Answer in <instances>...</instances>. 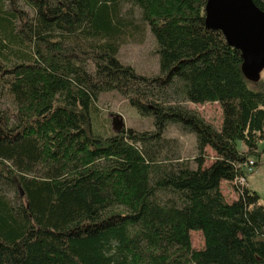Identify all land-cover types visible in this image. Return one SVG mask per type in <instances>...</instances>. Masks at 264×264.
<instances>
[{"label": "trees", "instance_id": "obj_1", "mask_svg": "<svg viewBox=\"0 0 264 264\" xmlns=\"http://www.w3.org/2000/svg\"><path fill=\"white\" fill-rule=\"evenodd\" d=\"M125 4L155 38V75L117 57L126 28H140ZM205 4L0 0V264H264V206L233 183L264 141V78L245 75ZM110 90L153 129L94 134L91 113ZM187 102H217L220 128ZM170 124L195 134V167L170 148Z\"/></svg>", "mask_w": 264, "mask_h": 264}, {"label": "rangeland", "instance_id": "obj_2", "mask_svg": "<svg viewBox=\"0 0 264 264\" xmlns=\"http://www.w3.org/2000/svg\"><path fill=\"white\" fill-rule=\"evenodd\" d=\"M129 4L122 6V15L126 19H131L133 24H138L139 29H133L128 26L127 33L124 36L118 50L117 57L124 63L131 65L136 72L143 75H155L159 72V57L156 53V42L151 33L149 25L141 18V11L138 7H133L132 14H128ZM131 11V12H132ZM264 78V70L261 73ZM6 95L0 99V107L8 104L9 99ZM186 105L197 111L207 122L219 129L222 121V110L217 102H207L197 104L187 102ZM98 111L93 110L91 113V128L94 134L106 136L119 130L121 127L133 128L137 131H148L153 129V120L151 116H141L135 107L128 100L115 90L103 91L98 97ZM164 137L172 140L169 141L174 153L179 154L181 160L189 161L190 165L195 167L194 157L196 155V137L194 133L186 132L181 129L180 125L170 124L164 130ZM175 148V150L173 148ZM169 146L164 152L170 150ZM237 148L240 151H246V146L242 141L237 142ZM211 148L209 152L211 153ZM207 154L204 165L206 166L214 157ZM213 153V151H212ZM258 153L248 156V160L253 165L245 166L247 171L246 178L236 180L234 183L247 186L255 190L260 196V203L264 206V141L258 145ZM222 192L228 202L236 198V194L231 184L225 183L221 186ZM191 243L194 249H200L204 245L203 236L200 231H192Z\"/></svg>", "mask_w": 264, "mask_h": 264}, {"label": "water", "instance_id": "obj_3", "mask_svg": "<svg viewBox=\"0 0 264 264\" xmlns=\"http://www.w3.org/2000/svg\"><path fill=\"white\" fill-rule=\"evenodd\" d=\"M204 12L206 26L241 52L245 75L257 81L264 70V11L252 0H206Z\"/></svg>", "mask_w": 264, "mask_h": 264}, {"label": "built area", "instance_id": "obj_4", "mask_svg": "<svg viewBox=\"0 0 264 264\" xmlns=\"http://www.w3.org/2000/svg\"><path fill=\"white\" fill-rule=\"evenodd\" d=\"M247 164H248V165H253V162H251V161L248 160ZM247 164H246V166H247ZM243 178H244V177H242V178L240 177V178H238V179H235V181H236V180H243ZM235 181H234V182H235ZM234 182H233V183H234ZM237 183H240V182H237ZM234 184H236V183H234Z\"/></svg>", "mask_w": 264, "mask_h": 264}, {"label": "crops", "instance_id": "obj_5", "mask_svg": "<svg viewBox=\"0 0 264 264\" xmlns=\"http://www.w3.org/2000/svg\"><path fill=\"white\" fill-rule=\"evenodd\" d=\"M207 150H208V152H209L210 149H207ZM209 153H210V152H209ZM210 154H213L212 151H211ZM225 183H228V182H227V181H222V182H221V185H220V188H221V186H222L223 184H225ZM221 191H222V189H221ZM222 193H223V192H222Z\"/></svg>", "mask_w": 264, "mask_h": 264}]
</instances>
